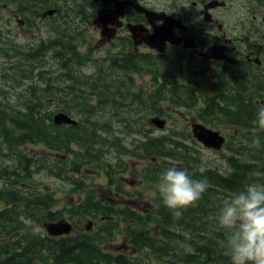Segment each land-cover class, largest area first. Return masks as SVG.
Instances as JSON below:
<instances>
[{
  "label": "trees",
  "instance_id": "16d2710c",
  "mask_svg": "<svg viewBox=\"0 0 264 264\" xmlns=\"http://www.w3.org/2000/svg\"><path fill=\"white\" fill-rule=\"evenodd\" d=\"M80 9L82 13L88 11L87 7L74 8L75 12ZM71 10L73 8L65 10L64 14ZM61 24L64 23L59 25ZM71 31L73 29L68 34L59 33L46 41L31 42L34 46L28 48L18 43L11 44V41L5 49H0L5 52L10 48L18 55H25L24 63H19L15 56L3 53L10 59L14 58L11 68L21 78H28L35 65L43 66L46 55L58 61L63 70L62 75L58 74L56 78L27 81L23 89L17 92L9 93L0 88V264H144L135 253L113 254L104 249V245L110 242L117 231L136 252L150 250L156 257L168 256V264H231L224 247V232L218 227L214 216L208 222V213L215 210L213 201L217 188L227 198L232 196L231 193L243 190L248 184H264V131L259 130L256 124L257 107L261 104L253 103L254 100H264V66L257 68L250 64L247 73L252 74L246 77L247 85L240 82L243 81L241 76L245 75V67L236 70L238 77L235 81L226 79L224 84L227 83V89L214 103L223 108H215L212 103H206L210 100L203 99L204 105L197 107L200 100L195 84L192 81H178L168 69H164L166 75L162 81H152L155 83L152 92H133L134 72L144 75L149 73L154 80L163 76L158 75V66L154 65L165 57L162 55L148 54L141 55L140 58L128 56L119 65L115 64L117 56L107 63L104 59H95L93 71L83 73L81 68L84 67L86 56L85 53L78 52L76 38L69 33ZM244 42L247 43L248 50H257L256 54L261 52L260 46L251 39L248 41L246 38ZM54 43L62 45L63 56L52 46ZM88 61L90 60L85 64ZM182 61L171 60L167 65L183 67L185 62L181 63ZM139 62L142 64L139 65ZM186 63L191 65L194 59L190 58ZM163 68L159 67V70L162 71ZM185 68L188 72L191 71L188 66ZM195 68L196 72H202V68ZM242 68L244 69L241 71ZM216 74L215 87L222 77L221 72L217 71ZM166 77H173L175 81H166ZM40 78L43 76L40 75ZM11 82L19 85L23 81ZM232 83L235 85H231ZM252 83V94L245 95L243 89L251 87ZM10 96L17 98L15 104L9 103ZM190 107H197L196 116L205 123L209 120L212 122V116L217 113L233 116L234 118L227 119L229 123L239 121L245 140L240 149L247 151L248 158L251 157L252 160L245 161L231 156L228 158V171L224 174L206 168L202 176H192L194 179H207L210 185L206 191L208 196L197 201L196 206L182 210L181 218H174L163 203H159L149 214H140L129 208L119 211L111 205H102L96 197L93 198L92 192L80 198L77 203L63 207V210H53L56 198L52 191L31 189L32 184L39 181L37 176L69 181L74 184L72 188L78 190L83 187V183L72 179L71 173L79 174L82 166L96 164L101 158L105 139L102 134L108 133L109 124L107 119L102 120L103 116H99L103 115V109L118 117L125 127L124 133L136 131L142 135V140L138 139L133 145L140 148V156L146 160L145 175L152 181L149 185L156 187L160 175L169 165L176 164L179 170L184 167L188 173H194L193 161L189 159L194 157L191 152L186 154L188 147L180 146L173 138L168 139L169 135L154 136L149 122L155 116L165 117L170 109L183 114ZM119 109L121 111L117 112ZM60 110L77 118V122L55 124L52 115ZM135 115H139L140 120L132 124V119L135 118L132 116ZM182 134L192 140L191 132ZM257 138L259 147H250ZM72 144L77 147L73 148ZM27 145H42L49 155L37 158L30 153ZM54 152H61L66 158L54 157L51 155ZM130 152L137 156L138 150L134 151L132 148ZM106 166L108 168L101 169L112 178L116 170L109 162H106ZM65 210L70 213L68 217L63 214ZM63 217H76L81 222L86 218H98L99 223L94 232L77 230L66 236L53 237L31 230L32 222ZM191 221L197 232L205 225L209 227V239L213 244L208 240L206 244L196 245L191 238L180 233ZM95 239L98 241L95 242Z\"/></svg>",
  "mask_w": 264,
  "mask_h": 264
},
{
  "label": "rangeland",
  "instance_id": "374dc122",
  "mask_svg": "<svg viewBox=\"0 0 264 264\" xmlns=\"http://www.w3.org/2000/svg\"><path fill=\"white\" fill-rule=\"evenodd\" d=\"M76 3L79 0H75ZM129 1V0H126ZM137 1V0H136ZM152 2H155L156 0H150ZM163 1V0H159ZM171 1H176V12L180 14V12H183L185 15H189V12L193 11L194 7V2L197 0H171ZM217 1L221 2V0H209L206 1L205 8L203 7L201 10V17L204 22L205 20V14L207 15L208 10H206V7H209V4ZM121 2H123L121 0ZM67 3V2H66ZM70 5L73 4L72 1L69 3ZM203 6V4H202ZM216 6V5H215ZM212 7V12L211 16L214 17L215 13L219 14L220 20L224 21L226 24L231 26V32L237 33L238 35H247L248 39H251V41L255 42L257 46H260L259 50L261 52L259 54H256L257 56L261 55L264 57V0H226V6L222 8H218L217 10L216 7ZM219 6V4H218ZM206 12L204 13V11ZM163 14L165 16H171L172 13L170 9H164ZM177 13V14H178ZM46 16L39 15L37 17V23L35 24V29L36 26L41 29V33L44 34V29H45V36L41 37H35L36 40H43L46 41L47 39L53 38L54 36L58 35L59 33L61 34H68L67 32L68 27L65 28V22L67 21V16L65 15L64 18V26H59V30L55 31L57 27V23L52 22L51 19H47L49 14H45ZM181 15V14H180ZM42 16V17H41ZM45 17H47L45 19ZM43 18V19H41ZM152 18V16H151ZM97 20H103V22H106L107 19L105 20V16L100 15ZM101 23V21H100ZM7 25H11L13 29H19V32L21 35H17L14 38H11L9 33L7 32L5 26L1 30L0 33V49L1 47H5L10 43L12 40L13 43H19L18 45H22V34L21 29L19 28V23L17 21H11V24L7 23ZM6 25V26H7ZM96 25V23H94ZM90 28V25L89 27ZM229 29L228 26H224V30ZM136 32L141 34V30L135 29ZM25 32V31H23ZM30 32H33L32 30ZM35 32V31H34ZM72 33V32H69ZM90 33V31H89ZM143 38V37H142ZM27 41L29 43V40L26 38L23 41ZM32 40V39H30ZM103 38L101 39V41ZM35 41V40H33ZM32 42V41H30ZM37 43V42H35ZM9 44V46L11 45ZM77 46L78 52L81 53L85 52L87 50L86 45L81 43L79 46V42H75ZM103 44V43H102ZM102 44L95 45L97 47L101 46ZM56 50H59L60 56H63V47L61 44H56L52 45ZM7 51V52H6ZM54 52V50H53ZM3 53H8L11 54L12 56L16 57V60L19 63H24L26 57L25 55H18L16 52L10 48H7L5 52H1L0 50V88L6 89L9 93L17 92L23 89L24 85L27 84V81H43V79H46L47 77H52L56 78L59 75H62L63 70L60 68V64L58 61L55 59H52L49 55L44 56L43 59V66H34L33 72L29 77L31 78H21V76L11 68L12 65V60L14 58L10 59L8 58L5 54ZM50 53V52H49ZM91 56V57H90ZM87 60H93V59H105L103 50H98L95 52H89L87 53ZM260 57L262 60V67L264 66V58ZM105 61V60H104ZM94 62V61H93ZM93 62L89 61L87 64L84 63V67L82 71L84 73H91L93 70ZM30 63V62H29ZM32 63V62H31ZM107 63V61H105ZM181 63H184L182 61ZM196 61L188 65L185 62V65L183 67L181 66H168L165 65V67L170 70L174 75L177 77L178 81H192L193 84H195V90L196 93L199 94V100L198 105H201V100L205 95H209L210 92L208 91V87L204 84L205 79H207V76H205V73H201V71L196 72V67H199L198 65H195ZM186 66H188L189 69H191L190 72H188V69L186 70ZM162 67V66H161ZM160 67V68H161ZM261 67V64L260 66ZM157 71L159 70V67H157ZM41 71V72H40ZM40 75L43 76V78H40ZM134 87L133 92H152L155 86V83H152L154 81V77L148 73V74H134ZM248 76V75H247ZM247 76H241L243 79V85H247L248 82L246 81ZM222 77L224 75L222 74ZM221 77V78H222ZM212 79V77H210ZM12 79V80H11ZM11 81H23L20 82L19 85L12 83ZM166 81H175L173 77H168L166 78ZM200 82V83H199ZM225 86V85H224ZM254 90V84L252 83L251 87L247 89H243V92L245 95H251L249 93H252ZM252 91V92H251ZM65 95V93H64ZM197 107H190L185 109L184 111V116L182 117L179 113H170L172 109L169 110L168 115H164L167 120V124L165 125V122L162 118H158L160 120H163L162 125H152L151 131L154 136L162 137L165 135H169L168 139H172L176 143L181 145H186L189 149V151L186 152V154H193V157H189L190 160L193 161V167H205L209 169H215L218 172L224 174L225 172L228 171L229 168V157L235 156L236 158H239L241 160H252L251 157L248 158V152L247 151H242L240 149V146L245 143V140L242 137H237L233 139V142L229 148H224V146L219 149H209L204 147L201 143L196 141L193 137L192 140L185 138L182 132L187 133L188 131L190 132V125L192 129V125L196 123H203L208 127H212L214 129L220 130L221 127H217V125L210 120L207 121L206 123L203 120H199L196 117V109ZM121 111L120 109L117 111ZM123 111V110H122ZM124 113H126L124 111ZM103 115L102 120L107 119L109 124L107 126L108 133L107 134H102L105 139H104V150L101 155V158L98 160V163L96 164H91L88 163L84 166L81 167V171L78 172L79 174H72L71 177L74 181L76 182H81L83 183V187L78 189L72 188L74 186L73 183H70L69 181L63 180V179H58V178H53V177H47V178H41V183L38 184L40 185L41 188L47 189V191H52V194L56 198V202L53 205L52 209H59L63 210V207L73 205L74 203H77L79 199L83 196H87L89 193H93L92 196L93 198L100 196L99 193L101 192L105 197L108 196L110 200L113 201L115 204H127L130 207L138 210H144L145 208L150 206V202H154L156 206H158L159 203H163L161 197L159 196L158 192L156 189H154V185H149L147 187V183L145 180L140 178V172L145 168L146 165V160L142 159L140 156V151L139 147H136L133 145V143H136L138 139L142 140V135L138 134L136 131H131V134L124 133L125 127L122 126V123L118 119L117 116H113L112 114H109L103 109ZM97 116V118L100 120L101 117ZM170 116V117H169ZM135 117L132 119V124H135V121L140 120L139 115L132 116ZM172 117V118H171ZM95 118V117H94ZM77 119V118H76ZM139 122V121H138ZM201 122V123H200ZM239 123V121H238ZM227 129L232 130L233 126H227ZM181 131V132H180ZM180 132V133H179ZM216 133L220 134V131L215 130ZM223 132V131H222ZM225 134V132H223ZM194 136V135H193ZM195 137V136H194ZM230 138V135L228 136ZM29 146V145H27ZM73 148H76L77 146L75 144L71 145ZM29 150L34 154L38 155L41 153V150L43 148L42 145H30ZM138 150L137 156L132 155L130 152V149ZM235 149V150H234ZM133 153V151H132ZM71 157V156H70ZM10 162V161H8ZM106 162H109L110 164L113 165L115 171V174L112 178H109L108 175L105 174L104 170L101 169V167L108 168L106 166ZM102 165L100 166V164ZM123 164V167L121 166ZM121 166V167H120ZM121 177L125 178V180H121ZM108 179L110 187H108ZM120 182V183H119ZM260 182H257L259 184ZM120 185V189H116L115 186ZM85 188V190H83ZM156 188V187H155ZM117 190H124L123 193H125L123 196L117 197L113 196L115 194V191ZM90 191V192H89ZM110 191V192H109ZM208 194L204 193V197H207ZM157 200L155 201V199ZM216 199H223L221 197V194L219 196L214 195V206L215 210L211 211L208 213L209 216H216L218 213V208L216 209ZM225 199V198H224ZM2 208V204L0 203V209ZM64 215L67 217L69 216L68 210H65L63 212ZM64 218V217H63ZM67 219V218H65ZM159 219V218H158ZM69 223L73 225V227L70 225V230L71 228H75L76 231L79 230L80 228L86 229V230H91L93 225H96L95 220H91L89 223L86 225V220L83 219V222L77 221L76 217L69 218L67 219ZM45 220H40V221H35L32 222L31 227L32 231L36 233H44L46 232L42 222ZM58 222V221H55ZM60 222V221H59ZM68 233V232H67ZM64 233V234H67ZM207 235L209 234V227L206 230ZM63 235V234H62ZM57 236V235H53ZM98 240L95 239V242ZM127 242L124 241V238L122 234L117 231L115 235L112 237L110 242H108L105 245V249L113 252H117L116 249L120 248L119 246L121 244H126ZM156 254L154 253L153 258L147 262L145 261V264H168V256H160L156 257Z\"/></svg>",
  "mask_w": 264,
  "mask_h": 264
},
{
  "label": "flooded vegetation",
  "instance_id": "af4514ba",
  "mask_svg": "<svg viewBox=\"0 0 264 264\" xmlns=\"http://www.w3.org/2000/svg\"><path fill=\"white\" fill-rule=\"evenodd\" d=\"M64 1L65 0H0V23L8 22L11 24V21H17L20 26L19 28L22 30L21 33H24L27 36H45L46 38L47 35L45 34V29L43 30L44 34L40 32V26H36L35 29L34 23L38 22L37 17L39 15L46 16V13L49 14V16H47L48 18L45 17V19H51L52 22L57 23L58 25L54 30L58 31L59 26H64L62 24L59 25L65 18L64 11L73 8L71 11H73L75 19L73 20L70 18V26L73 27L71 34L76 38V41L79 42L78 46L81 43L86 45V51L95 52L103 50L104 58L107 62H111V59L117 56L116 58L118 59L115 60L116 65H119L121 61L126 60L128 56H137L139 58L141 55L148 54L165 56H161V60H158L154 64L158 67H164L162 71L156 70L158 75L161 74L163 76L154 81H162L164 75H166L164 69L167 68L165 65L171 62V60L176 61L181 59V61L188 62V60L192 58L194 59V62L196 61L195 65L202 67L201 73H205V76H207L204 84L208 87L210 94L214 93V96L218 95L219 90L225 91V89H227V86H224L227 84H224L226 79L228 81L236 80V77H238L236 75L237 69L250 66V64H255L252 60L253 57L257 56L256 53L253 50H245V48L239 47L236 41L237 38L234 37L235 34L231 32L230 29L224 30L225 23L220 20L218 14H215L214 17L211 16L210 21L204 22L199 14V10L202 4H204V0L194 2V9L196 11L195 13L193 11L189 12V15L177 14L175 3L171 0H156L155 2L150 0H122L123 2L109 1L107 5H103L99 0H79L77 3L74 1L70 6V1H67V6L64 5ZM136 3L143 5L149 10L157 12V15L149 20L146 17V14L141 12V6L138 7V9L135 7ZM81 6L83 8L87 7L88 11L86 10L82 13V9H80L75 12L74 8ZM164 9H170L172 13L168 14H173L182 21L181 25H173L170 29L173 35L169 34L168 38L175 40V42H172L168 38L165 39L164 52L160 53L148 44V41H150L148 35L154 32L155 27L164 25V21L161 18H158L161 17V12H165ZM100 15H106L105 20L107 19V21H97ZM94 23H96V25H94ZM89 25L90 28H87ZM5 27H8V25ZM66 27L67 26L65 25V28ZM133 29L141 30V34L134 37ZM31 30L33 32H30ZM10 37L14 38L13 36ZM102 38L103 40L101 41ZM97 43L103 44L97 47L95 46ZM215 50L221 53V58L217 59L216 57L211 56L210 53ZM229 58L237 60L234 63L235 67L225 66L229 64L226 61V59ZM123 63L127 64L126 62ZM141 64L142 62H139V65ZM243 69L244 68H242L241 71ZM217 71L221 72L224 77L218 81V86L215 87L217 84H215ZM134 74L140 73L134 72L133 75ZM247 74V71H245L244 76ZM210 77H212V79ZM231 85H233V83ZM197 172H199V170ZM198 174L199 176H202L201 173ZM140 178L143 180L145 178L149 179L144 172L140 173ZM200 179L203 178L200 177ZM121 180L124 181L125 179L121 177ZM115 188L118 189L117 186H115ZM123 191L124 190H117L113 196H123L125 194ZM220 194L224 199L225 197L222 195L221 189L217 188L216 195L219 196ZM231 194L233 195L235 193ZM100 196L106 204L111 206L116 205L113 204V201L110 200L108 196L105 197L102 193ZM203 197L204 194L202 195V198ZM223 199H216V209H219ZM197 203L198 202L194 205L196 206ZM153 206V202H150V206L144 210L140 211L136 208L134 211L140 214L149 213L153 210ZM192 207L193 205L188 207V209ZM128 208L131 207L124 203L120 205L118 210L124 211ZM211 218H213V216H209L208 222ZM190 223L191 225L189 224L186 226L185 230L183 232L180 231V233L191 238L196 245L206 244L208 240L213 244V241L209 239V237H211L210 233L208 235L206 233V230L208 229L207 225L197 232L193 221ZM92 228H94V226ZM220 241L223 242V240Z\"/></svg>",
  "mask_w": 264,
  "mask_h": 264
},
{
  "label": "clouds",
  "instance_id": "9594fccd",
  "mask_svg": "<svg viewBox=\"0 0 264 264\" xmlns=\"http://www.w3.org/2000/svg\"><path fill=\"white\" fill-rule=\"evenodd\" d=\"M16 102L15 96L9 97V103ZM256 124L264 131V104L257 107ZM250 147H259V139H254ZM205 171V167L199 168L201 174ZM209 187L206 178L194 179L176 167L166 169L156 185L164 206L176 219L181 218L182 210L199 201ZM214 219L224 232V247L231 264H264V184H248L223 199Z\"/></svg>",
  "mask_w": 264,
  "mask_h": 264
},
{
  "label": "water",
  "instance_id": "95a60500",
  "mask_svg": "<svg viewBox=\"0 0 264 264\" xmlns=\"http://www.w3.org/2000/svg\"><path fill=\"white\" fill-rule=\"evenodd\" d=\"M218 4H223V2L219 3L217 1H214L209 4V7H213ZM161 18L164 20L165 25H162L161 28L158 30L160 34L157 32L155 36L148 37V39L150 40L148 41L149 42L148 44H150L152 47L157 48L160 51H163L165 45L164 40L168 38L169 34L173 35L170 29L172 28L173 25H180V22L175 20V18L171 16H164V17L162 16ZM137 35H140V33L136 32V30L133 29V36L136 37ZM168 39H170L172 42H175V40L171 38ZM210 54L211 56L216 57L217 59L222 57L221 53L216 50L214 52L212 51ZM52 117H53V122L57 124L75 123V120L71 119V117L65 114L63 111H59L55 113ZM158 118L159 117H154L153 119H151V121L154 124L161 126L163 120H160ZM192 132L195 138L198 141H201L205 146L212 147L215 149L220 148L223 140L222 137L218 133L209 130L203 124H199V123L193 124ZM44 227L46 229L47 234L49 235H59V234L67 233L70 230V225L68 223L63 221L59 222V220L58 222L53 221V222L44 223Z\"/></svg>",
  "mask_w": 264,
  "mask_h": 264
},
{
  "label": "bare ground",
  "instance_id": "6f19581e",
  "mask_svg": "<svg viewBox=\"0 0 264 264\" xmlns=\"http://www.w3.org/2000/svg\"><path fill=\"white\" fill-rule=\"evenodd\" d=\"M209 130H211L212 132H215L216 129L212 128V127H209L208 128ZM157 206L154 205L152 208L155 209ZM191 225V224H190ZM195 227V226H194ZM172 231H174V229L171 228ZM167 251V250H166ZM159 253V252H158Z\"/></svg>",
  "mask_w": 264,
  "mask_h": 264
}]
</instances>
